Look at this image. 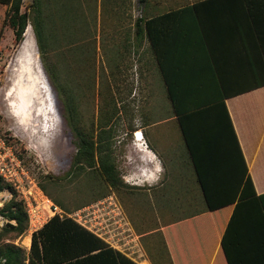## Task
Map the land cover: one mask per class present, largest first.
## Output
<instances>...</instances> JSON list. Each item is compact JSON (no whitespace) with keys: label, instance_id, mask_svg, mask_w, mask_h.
<instances>
[{"label":"rangeland","instance_id":"rangeland-1","mask_svg":"<svg viewBox=\"0 0 264 264\" xmlns=\"http://www.w3.org/2000/svg\"><path fill=\"white\" fill-rule=\"evenodd\" d=\"M42 2L45 8H51L47 9L50 13L58 12L54 16H62L65 10L75 19L78 28L67 24L64 33L72 31L71 39L67 37L57 42L59 60L66 62V65L61 62L58 82L61 85L65 80L71 82L78 104V119L82 123L93 126L94 134L100 128L110 130L111 156L121 185L111 187L103 176L100 181L99 172L95 173L93 182L84 179L92 191L83 183L57 186L44 178L47 174L63 176L70 169L77 150L76 137L68 124L61 94L44 69L31 25L28 24L21 42L16 44L12 29L4 23L7 6L0 4V136L21 169V180L16 182L20 187L16 189L10 184L16 199L22 201L27 210L29 203L25 202V196L34 187L43 223L54 214L69 216L138 264H148L143 259H148L150 264H173L160 228L207 209L178 127L169 122L171 105L155 57L147 40L142 38L139 43L136 38L134 21L154 3H158V11L163 12L185 5L189 0H167L164 6L159 0ZM31 4L32 0H22V10ZM149 12L152 13L150 8ZM28 28L36 51L31 50L36 52L44 71L40 83L44 100L37 105L43 113L39 116L31 108L23 109L30 113V120L20 122L14 104L21 107L17 96L21 90L15 89L12 83L18 72V54L28 42ZM85 48L91 50L92 56ZM12 87L16 93L11 95ZM22 91H25L23 86ZM136 130L144 135L142 143L155 151L157 171L148 168L147 159L138 151L141 149L134 140ZM40 181L49 195L40 189ZM39 192L56 207H52L53 213L45 202L41 205ZM11 197L7 189L0 192V209ZM56 199L66 209L58 206ZM6 222L0 213V243H13L22 248L28 258L32 235L41 227L34 230L28 216L26 231L14 238L13 233L2 234Z\"/></svg>","mask_w":264,"mask_h":264},{"label":"trees","instance_id":"trees-1","mask_svg":"<svg viewBox=\"0 0 264 264\" xmlns=\"http://www.w3.org/2000/svg\"><path fill=\"white\" fill-rule=\"evenodd\" d=\"M42 1L32 0L25 10H22V0H0V4L7 6L4 23L12 29L16 44L21 42L28 24L31 25L44 69L61 94L68 124L76 137L77 150L70 169L63 176L47 174L44 178L57 186L83 183L86 189L92 191L86 182L95 181L94 175L99 172L100 181L103 176L111 187L116 188L121 182L111 156L110 130L100 128L94 134L93 126L82 123L78 119V104L71 82L65 80L62 85L58 82L61 62H66L59 60L61 53H58L57 42L67 37L71 39L69 34L72 31L64 34L66 26L70 24L78 28L77 24L64 9L62 16H54L58 12L50 13L47 9L51 8H45ZM107 1L114 2L103 0ZM237 1L242 4L247 21L259 41L264 44V0ZM154 4L134 21L135 36L139 43L142 38L147 40L155 57L172 115L181 128L188 163L207 209L185 217L187 221L177 227L165 229L162 232L165 243L171 250L174 264L198 263L197 258H193L195 255L191 246L194 242L197 243L194 249L200 256L199 246L203 245L205 255L198 260L206 264L219 240L215 263L245 264L247 259L243 255L264 249V194L254 192L225 108L224 99L235 92H222L208 59L202 30L195 15L201 1L169 8L151 16L148 11L149 8L154 10ZM88 49L85 48L87 54L92 56ZM86 178L87 181L84 180ZM38 185L49 195L41 181ZM4 189L9 190L12 197L0 209L7 221L2 234L13 233L15 238L26 231L28 215L23 202L16 199L15 190L0 177V192ZM54 202L66 209L57 199ZM175 228L181 233L178 238L171 231ZM194 230L202 233L201 244L197 240L190 241ZM260 256L257 254L256 258H251L258 260ZM26 259L28 264H138L74 218L59 214L50 217L33 233L28 258L24 250L13 243H0V264H25Z\"/></svg>","mask_w":264,"mask_h":264},{"label":"crops","instance_id":"crops-1","mask_svg":"<svg viewBox=\"0 0 264 264\" xmlns=\"http://www.w3.org/2000/svg\"><path fill=\"white\" fill-rule=\"evenodd\" d=\"M166 1L159 0V4L167 5ZM198 1H201V5L195 15L202 30L207 56L213 66L222 92H235L230 93L224 99L225 108L243 154L254 192L261 195L264 194V44L259 41L257 33L247 21L242 4L237 0H189L187 4ZM157 6L158 3H155L154 10L151 9L152 13L148 11V14L153 16L164 12L158 11ZM171 121L176 124L181 135L180 125L174 115L170 116L169 122ZM143 138L142 133V140ZM134 140H136L135 134ZM135 142L141 149L138 151L147 159V166L150 165L148 168L157 171L154 165L155 151L151 149L153 156H150L145 152L144 143L139 144L138 140ZM147 148L150 149L149 146ZM152 175L155 176L156 174L152 173ZM185 221H187L186 218L174 221L162 226L160 231L164 232L167 228L177 227ZM249 224L252 226L253 219L250 220ZM171 231L177 238L181 235L178 228ZM252 235H249L250 239H253ZM163 237H165L164 233ZM238 237H240L239 234ZM202 239V233L199 230H194L190 241L193 243L197 240L201 244ZM219 243L220 240L206 264L215 263V258L219 253ZM165 244L167 246V243ZM196 245L197 243L194 242L191 246L195 255L194 257L191 256L194 259L197 258L196 261L199 264H203V261L198 260L205 255L202 252L203 245L199 246L202 256L194 249ZM167 250L171 256V250L168 246ZM257 254L262 255L260 259L263 260L264 249L251 251L250 255H243L247 259L245 264H254L257 259H252L251 256L255 257ZM142 261L150 264L148 259ZM256 262H258L257 264H264V261L257 260Z\"/></svg>","mask_w":264,"mask_h":264},{"label":"bare ground","instance_id":"bare-ground-1","mask_svg":"<svg viewBox=\"0 0 264 264\" xmlns=\"http://www.w3.org/2000/svg\"><path fill=\"white\" fill-rule=\"evenodd\" d=\"M30 34H31L30 28H28L26 31V36H27L28 42L23 46L22 51H20L18 54L19 55L17 57V62H18L17 70H18V72H15L14 78H13V83H12L14 85L15 89L21 90L20 92H17V96L19 98L18 101L21 103V107L18 108V107H16L17 103L14 104L15 112H16L20 122L21 121L22 122H28L30 120V115H29L30 113L24 111L23 109L27 110L28 108H31L33 113L35 111L39 116L42 115V113H43V109H42V111H40L41 107H38L37 105L41 104L42 99L44 98L42 96L43 94H40L42 92V90H41L42 88H40V83L42 82V79L44 77V71H43V69H42V67L38 61V58L36 56V52H35L36 49H35L34 41L33 40L30 41V39H29ZM31 49L35 50L34 53ZM34 57H35V59H33ZM22 86L24 87L25 91H22ZM14 88L13 87L11 88V90L9 91V94L12 95L13 93H16V92H14V90H15ZM39 112H41V113H39ZM138 133H139V136H137ZM135 137H136V140H138L139 144L142 143V141H141L142 140V132L140 130L135 131ZM141 145H143V144H141ZM144 149H145V152L150 154V156H153L151 151L146 146L144 147ZM147 175H145V176H147ZM50 203L51 202H49V203L47 202L48 205ZM27 242H28V240H27Z\"/></svg>","mask_w":264,"mask_h":264},{"label":"built area","instance_id":"built-area-1","mask_svg":"<svg viewBox=\"0 0 264 264\" xmlns=\"http://www.w3.org/2000/svg\"><path fill=\"white\" fill-rule=\"evenodd\" d=\"M20 170L21 169L19 167V163L17 159L13 156L11 150L5 147L4 141L3 139H1L0 136V176L7 183L11 184L13 187L18 189L20 186H17L16 182H19L21 180V178L19 177ZM35 189L38 191L37 188ZM34 191H35L34 187L30 188L27 191V195L25 196V202L29 203L26 211H27V215L29 216V222L31 223L33 222L34 224L33 228L35 230V229H39V227H42V224H44L43 223L44 218L40 216V209L37 206L38 201L34 198ZM39 196L42 197V201L40 202L41 205H43L45 202V206L47 205L48 210H50V212L53 213L52 207L55 209L56 207L53 206L52 203L48 205L47 202L49 203L50 201L46 197H44V195L41 192H39Z\"/></svg>","mask_w":264,"mask_h":264},{"label":"snow or ice","instance_id":"snow-or-ice-1","mask_svg":"<svg viewBox=\"0 0 264 264\" xmlns=\"http://www.w3.org/2000/svg\"><path fill=\"white\" fill-rule=\"evenodd\" d=\"M137 136H139V133L137 134Z\"/></svg>","mask_w":264,"mask_h":264}]
</instances>
